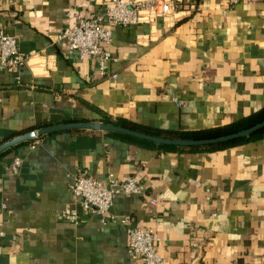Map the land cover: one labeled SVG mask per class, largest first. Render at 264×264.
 I'll list each match as a JSON object with an SVG mask.
<instances>
[{
  "label": "crops",
  "instance_id": "crops-1",
  "mask_svg": "<svg viewBox=\"0 0 264 264\" xmlns=\"http://www.w3.org/2000/svg\"><path fill=\"white\" fill-rule=\"evenodd\" d=\"M109 3L0 0V29L28 57L17 71L0 70V142L104 116L200 129L264 105V0H181L164 19L116 26L100 75L95 58L67 55L53 39ZM15 156L22 161L12 174ZM79 172L138 177L144 192L117 195L110 212L153 229L164 264H264V136L161 151L92 130L46 133L0 155V264H144L127 252L121 222L82 209L70 189ZM72 211L76 220L66 218Z\"/></svg>",
  "mask_w": 264,
  "mask_h": 264
},
{
  "label": "built area",
  "instance_id": "built-area-1",
  "mask_svg": "<svg viewBox=\"0 0 264 264\" xmlns=\"http://www.w3.org/2000/svg\"><path fill=\"white\" fill-rule=\"evenodd\" d=\"M181 0H110L101 11L90 17L80 18L73 25L61 29L54 35V43L61 45V51L77 57H92L97 61V73L105 74L106 63L110 59L104 43L110 42L112 31L116 26L136 25L143 22L152 23L164 19L176 9ZM227 4L253 3L257 0H222ZM28 57L21 53L14 35L0 29V70L17 71L27 64ZM112 76H115L113 74ZM176 105L184 106L186 102L173 99ZM22 159L15 156L10 163V172L17 174ZM71 193L79 199L82 209L99 216L102 223L119 221L126 229L127 252L143 260L144 264H164L162 256L156 249L158 235L151 228L130 225V215L117 216L110 212L117 195H137L144 192L143 185L136 175L118 178L109 173L105 180L92 178L83 172L74 175L70 184ZM155 203L154 198L150 199ZM69 220L77 219V212L66 214ZM229 264H242L234 259Z\"/></svg>",
  "mask_w": 264,
  "mask_h": 264
},
{
  "label": "water",
  "instance_id": "water-1",
  "mask_svg": "<svg viewBox=\"0 0 264 264\" xmlns=\"http://www.w3.org/2000/svg\"><path fill=\"white\" fill-rule=\"evenodd\" d=\"M264 127V119L242 129L234 132L221 134L212 137L205 138H174L151 135L139 130H135L129 127L117 125L114 123H105L103 121L96 120H76L67 121L62 123L48 124L19 133L9 139L0 142V155L5 151L18 144L32 139L36 136L43 135L46 133H52L62 130H92V131H104V132H115L127 136H132L138 139L151 141L157 145H168L175 147H190V146H202L207 144L222 143L230 140H234L240 137H245L251 133Z\"/></svg>",
  "mask_w": 264,
  "mask_h": 264
},
{
  "label": "trees",
  "instance_id": "trees-1",
  "mask_svg": "<svg viewBox=\"0 0 264 264\" xmlns=\"http://www.w3.org/2000/svg\"><path fill=\"white\" fill-rule=\"evenodd\" d=\"M262 119H264V105L258 108L257 110L243 117H240L234 121H231L227 124L211 126L207 128H200V129H191V130L162 129L158 127H151V126H146V125L133 122L129 119L122 118V117L112 119L110 117L104 116L101 121L105 123H114L117 125L129 127L135 130H139V131H142V132H145L151 135H157V136L174 137V138H205V137H212V136L234 132L239 129L248 127ZM106 133L130 140V141H134L142 145L156 146V148H158L161 151H170V150L214 151V150L223 149L229 146L242 144L244 142L257 140L264 136V127L251 133L248 136L240 137L234 140H230V141H226L222 143L207 144V145H202V146L181 147V148L175 147V146H168V145H156L151 141L138 139V138L127 136V135L117 134L115 132H106ZM8 150H5V151H8Z\"/></svg>",
  "mask_w": 264,
  "mask_h": 264
}]
</instances>
